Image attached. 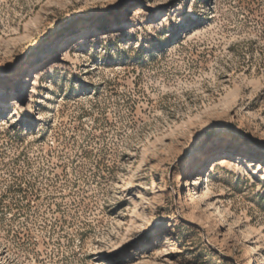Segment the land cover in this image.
Listing matches in <instances>:
<instances>
[{
	"label": "rangeland",
	"instance_id": "obj_1",
	"mask_svg": "<svg viewBox=\"0 0 264 264\" xmlns=\"http://www.w3.org/2000/svg\"><path fill=\"white\" fill-rule=\"evenodd\" d=\"M0 264H264V0H0Z\"/></svg>",
	"mask_w": 264,
	"mask_h": 264
}]
</instances>
